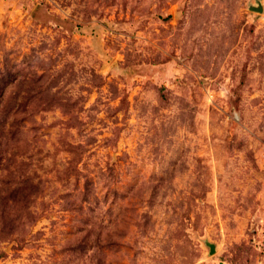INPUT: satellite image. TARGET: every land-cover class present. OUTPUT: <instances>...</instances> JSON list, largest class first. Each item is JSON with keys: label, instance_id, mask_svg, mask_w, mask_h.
<instances>
[{"label": "rangeland", "instance_id": "374dc122", "mask_svg": "<svg viewBox=\"0 0 264 264\" xmlns=\"http://www.w3.org/2000/svg\"><path fill=\"white\" fill-rule=\"evenodd\" d=\"M256 1L0 0V264H264Z\"/></svg>", "mask_w": 264, "mask_h": 264}, {"label": "water", "instance_id": "95a60500", "mask_svg": "<svg viewBox=\"0 0 264 264\" xmlns=\"http://www.w3.org/2000/svg\"><path fill=\"white\" fill-rule=\"evenodd\" d=\"M250 8L252 10H256V11H260V12H264V4L262 2V0H257L256 4H251ZM206 245L210 248V253H214L217 250V246L215 245V243L207 240L206 241Z\"/></svg>", "mask_w": 264, "mask_h": 264}]
</instances>
